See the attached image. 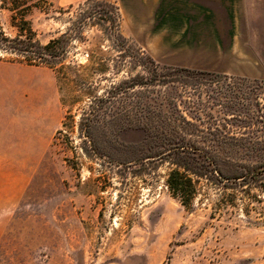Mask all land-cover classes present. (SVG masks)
I'll list each match as a JSON object with an SVG mask.
<instances>
[{
    "label": "rangeland",
    "instance_id": "374dc122",
    "mask_svg": "<svg viewBox=\"0 0 264 264\" xmlns=\"http://www.w3.org/2000/svg\"><path fill=\"white\" fill-rule=\"evenodd\" d=\"M50 1L28 16L43 43L70 26L62 8L87 0ZM107 1L133 49L160 67L213 73L183 93L195 102L190 113L205 131L230 119L225 130L251 137L237 155L259 179L226 194L202 179L188 210L168 188L169 163L140 160L144 147L135 144L146 133L122 128V117L96 129L97 157L82 150L90 144L78 132L80 114L66 120L71 144L63 136L55 144L65 115L111 83L118 50L95 27L72 43L65 74L0 53V264H264V0ZM10 20L0 8L13 35ZM100 58L111 67L92 74ZM172 86L153 94L161 101Z\"/></svg>",
    "mask_w": 264,
    "mask_h": 264
},
{
    "label": "trees",
    "instance_id": "16d2710c",
    "mask_svg": "<svg viewBox=\"0 0 264 264\" xmlns=\"http://www.w3.org/2000/svg\"><path fill=\"white\" fill-rule=\"evenodd\" d=\"M49 5H52L50 0H0V8L11 13L10 25L14 31L13 35H9L0 21V53L4 57L11 55V61L30 66H46L65 74L64 70L70 68L64 63L72 43L76 40L84 41V32L91 27L106 34L115 42L118 50L116 57L112 58L113 77L110 85L99 95H92L84 107L79 109L81 112L70 114L69 111L65 115L62 128L54 137L55 144L61 136L71 144V137L64 129L66 120L74 121L75 116L80 114L78 132L83 142L90 144L86 148L82 147V150L97 157L101 153L97 151L96 129L107 118L122 117L126 120L122 128L146 133V137L135 144L144 147L140 151V160L169 163L166 180L168 188L188 210L192 209L202 179L208 180L222 194H226L229 187L236 193L245 183L259 179L260 172L241 165L237 155L239 150L236 147L247 145L251 137L238 136L233 131L225 130L228 125L234 124L230 119H224L226 122L222 131L217 132V127L213 126L205 131L194 122L199 120L201 124L202 120L190 113L195 102L184 99L183 93L198 85L199 81L207 80L213 73L185 67H160L141 48L133 49L121 33L118 7L107 0H87L77 7L72 4L67 9L62 8L63 14H69L70 26L58 37L43 43L28 16L34 9L46 11ZM96 65L92 74H105L111 67L110 62L103 58L98 59ZM138 67L143 72L133 73ZM124 69H127V74L117 80L118 74ZM92 74L86 73L87 77L82 79L83 86L90 83L87 78ZM170 84L177 90L164 95L160 101L159 96L153 92L160 91L157 89L159 86ZM238 121L246 122L241 118ZM201 142H209L210 145L200 148ZM69 148L77 155V147ZM222 164L226 166L219 167Z\"/></svg>",
    "mask_w": 264,
    "mask_h": 264
}]
</instances>
